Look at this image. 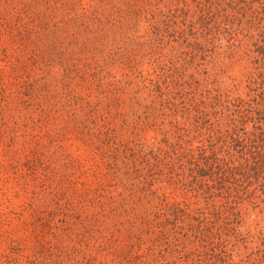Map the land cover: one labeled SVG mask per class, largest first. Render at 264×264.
I'll return each mask as SVG.
<instances>
[{
	"label": "trees",
	"instance_id": "1",
	"mask_svg": "<svg viewBox=\"0 0 264 264\" xmlns=\"http://www.w3.org/2000/svg\"><path fill=\"white\" fill-rule=\"evenodd\" d=\"M0 264H264V0H0Z\"/></svg>",
	"mask_w": 264,
	"mask_h": 264
}]
</instances>
